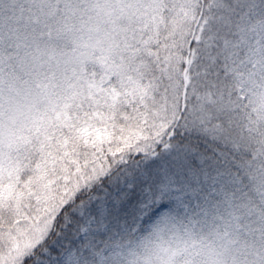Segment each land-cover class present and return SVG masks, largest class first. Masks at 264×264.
Instances as JSON below:
<instances>
[{
  "label": "snow or ice",
  "instance_id": "snow-or-ice-1",
  "mask_svg": "<svg viewBox=\"0 0 264 264\" xmlns=\"http://www.w3.org/2000/svg\"><path fill=\"white\" fill-rule=\"evenodd\" d=\"M87 10L19 0L0 17V74ZM105 24L113 71L82 72L70 94L36 73L51 106L0 179L14 186L0 197V264H110L109 244L149 233L146 264H228L212 237L264 222V0H120Z\"/></svg>",
  "mask_w": 264,
  "mask_h": 264
},
{
  "label": "rangeland",
  "instance_id": "rangeland-1",
  "mask_svg": "<svg viewBox=\"0 0 264 264\" xmlns=\"http://www.w3.org/2000/svg\"><path fill=\"white\" fill-rule=\"evenodd\" d=\"M119 2L120 0H109V10L114 5L118 6ZM13 9L8 15H12ZM95 13L97 9L94 0H88V10L83 14L82 19L76 20L74 33H69L68 36L59 40H53L51 44L40 41L39 46L33 43L30 48L22 47L19 57L13 56L6 61V70L0 74V89L3 90L5 101L3 107L0 108V179H6L19 170L18 156L31 143L35 117L38 111L51 106L47 95L44 94L45 90L37 86L39 77L36 73L48 71L51 83L59 85L57 91L62 94H70V91L65 93L69 84L80 86L79 78L82 72L90 70L93 77L96 75L95 67L90 63L94 61L93 56L96 55L94 53L97 25ZM20 31L24 32L22 26ZM31 39V35L22 36L19 43H28ZM11 51H15V48ZM67 61L69 62L66 63ZM74 62L78 66L82 65V68L77 70ZM104 62L100 66H106L107 60ZM105 66L102 70L105 74L114 70L111 68L107 70ZM52 100H55V97H52ZM209 100H211L210 97ZM211 102L215 103L214 100ZM51 126V120L45 121L42 130L46 132ZM13 191L14 186L12 188L6 186L0 192V197L7 200ZM200 238L199 233L191 234L189 242ZM238 241L235 231L230 235H224L222 228L219 238L212 237L213 248L224 254L228 264H259L261 261H258V257L260 256L251 254L250 257L241 248L239 251ZM109 247L112 251L104 259L110 264H129V261L146 264V261L151 259L150 249L155 247V241L153 234L149 233L131 244L128 241H120L118 244H109Z\"/></svg>",
  "mask_w": 264,
  "mask_h": 264
},
{
  "label": "trees",
  "instance_id": "trees-1",
  "mask_svg": "<svg viewBox=\"0 0 264 264\" xmlns=\"http://www.w3.org/2000/svg\"><path fill=\"white\" fill-rule=\"evenodd\" d=\"M18 3V0H15V3L14 0H0V13H2L0 14V17L8 15L10 10H12V8H16ZM94 3L97 9V13H95L97 25L94 37V53L96 55L93 56L94 61L90 63L93 67H95L96 72V70H103V66L105 65H100L106 60L105 69H114L117 66L114 65V62L112 61V54L110 52V49L113 48V45L116 42L115 37L107 32L105 24V20L109 12V0H94ZM68 62L69 61L66 63ZM74 63L77 70L82 68V65L78 66L76 62ZM238 239L239 251L241 248L245 250L250 257L251 254L254 256H260L258 257V261H261L259 264H264V222L253 225L251 233L248 229L241 231L238 234Z\"/></svg>",
  "mask_w": 264,
  "mask_h": 264
}]
</instances>
